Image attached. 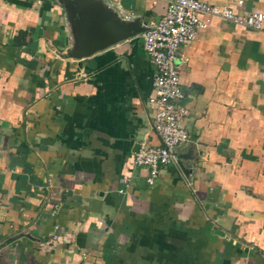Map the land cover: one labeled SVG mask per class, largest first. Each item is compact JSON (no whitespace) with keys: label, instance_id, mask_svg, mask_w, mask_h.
<instances>
[{"label":"crops","instance_id":"1","mask_svg":"<svg viewBox=\"0 0 264 264\" xmlns=\"http://www.w3.org/2000/svg\"><path fill=\"white\" fill-rule=\"evenodd\" d=\"M61 1L0 0V264H264V29L201 16L178 68L189 139L148 184L141 36L70 57ZM104 1L147 25L165 14Z\"/></svg>","mask_w":264,"mask_h":264},{"label":"built area","instance_id":"2","mask_svg":"<svg viewBox=\"0 0 264 264\" xmlns=\"http://www.w3.org/2000/svg\"><path fill=\"white\" fill-rule=\"evenodd\" d=\"M164 1L165 14L140 33L142 48L155 68L146 104L159 140L151 144L144 138L135 152L134 163L146 169L148 184H153L160 169L174 160L175 147L189 139L182 124L188 108L182 102L184 93L180 88L178 68L183 61L181 49L190 44L203 24L201 16L207 14L255 30L264 29L263 10L238 13L230 6L203 0Z\"/></svg>","mask_w":264,"mask_h":264},{"label":"water","instance_id":"3","mask_svg":"<svg viewBox=\"0 0 264 264\" xmlns=\"http://www.w3.org/2000/svg\"><path fill=\"white\" fill-rule=\"evenodd\" d=\"M71 25V46L66 55L83 58L139 35L150 26L139 17L125 18L104 0H62ZM138 143L135 144V151ZM181 169L189 168L178 160Z\"/></svg>","mask_w":264,"mask_h":264}]
</instances>
